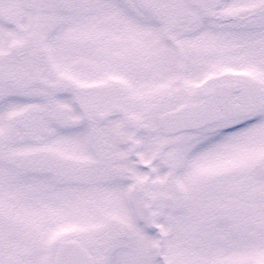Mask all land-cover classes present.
<instances>
[{
    "label": "snow or ice",
    "instance_id": "snow-or-ice-1",
    "mask_svg": "<svg viewBox=\"0 0 264 264\" xmlns=\"http://www.w3.org/2000/svg\"><path fill=\"white\" fill-rule=\"evenodd\" d=\"M0 264H264V0H0Z\"/></svg>",
    "mask_w": 264,
    "mask_h": 264
}]
</instances>
